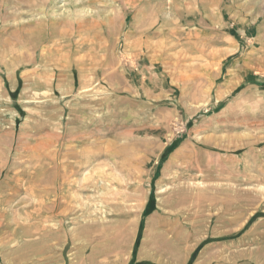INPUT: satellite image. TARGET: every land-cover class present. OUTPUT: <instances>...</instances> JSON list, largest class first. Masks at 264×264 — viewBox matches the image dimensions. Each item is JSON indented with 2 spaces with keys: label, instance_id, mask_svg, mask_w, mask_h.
Masks as SVG:
<instances>
[{
  "label": "rangeland",
  "instance_id": "rangeland-1",
  "mask_svg": "<svg viewBox=\"0 0 264 264\" xmlns=\"http://www.w3.org/2000/svg\"><path fill=\"white\" fill-rule=\"evenodd\" d=\"M0 264H264V0H0Z\"/></svg>",
  "mask_w": 264,
  "mask_h": 264
},
{
  "label": "bare ground",
  "instance_id": "bare-ground-1",
  "mask_svg": "<svg viewBox=\"0 0 264 264\" xmlns=\"http://www.w3.org/2000/svg\"><path fill=\"white\" fill-rule=\"evenodd\" d=\"M139 4V3H138ZM79 168L78 170H80ZM77 170V171H78ZM80 172V171H79ZM65 173V172H64ZM57 181L59 182V187H56V205L57 206H62V201L59 202L61 197H67L70 195L72 189L74 186L77 184V178L76 179H71L70 176H66V174H62V171L57 172ZM56 181V180H55ZM72 182V185H68V188L66 187L67 184H70ZM55 183V182H54ZM56 197V196H55ZM71 198V197H70ZM37 199V198H36ZM55 203V202H54ZM70 203V202H69ZM69 208V207H68ZM73 208V207H72ZM75 208V207H74ZM76 213V212H75Z\"/></svg>",
  "mask_w": 264,
  "mask_h": 264
}]
</instances>
